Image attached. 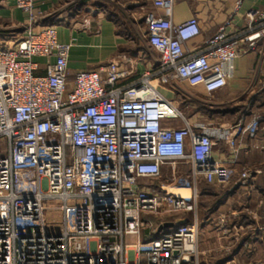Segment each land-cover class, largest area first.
<instances>
[{
  "label": "built area",
  "instance_id": "1",
  "mask_svg": "<svg viewBox=\"0 0 264 264\" xmlns=\"http://www.w3.org/2000/svg\"><path fill=\"white\" fill-rule=\"evenodd\" d=\"M36 1L16 0L27 23L0 46V264H203L207 253L198 247L196 218H167L196 211L199 181L229 183L228 167L210 158L213 147L234 130L254 138L264 115L232 127L190 121L152 81H176L206 94L221 90L238 56L256 51L264 58V10L239 17L236 0L194 52L187 43L200 34L195 17L173 24L147 16L144 42L158 56L156 69L119 86L130 74L128 60L68 78L71 42L58 41L54 26L39 24ZM174 1L152 4L170 12ZM35 58L53 60L39 74ZM177 165L185 167L183 175ZM258 174L242 167L236 184L246 187ZM45 201L58 206L47 208ZM55 212L51 224L58 228L47 229L46 214ZM227 218L220 215L215 230L227 234ZM233 246L229 241L224 251Z\"/></svg>",
  "mask_w": 264,
  "mask_h": 264
},
{
  "label": "crops",
  "instance_id": "2",
  "mask_svg": "<svg viewBox=\"0 0 264 264\" xmlns=\"http://www.w3.org/2000/svg\"><path fill=\"white\" fill-rule=\"evenodd\" d=\"M236 0H175L170 12L155 8L152 0H37L34 8L40 12V25L54 26L58 41L71 42L67 59L68 78L78 70H97L109 61L124 62L130 74L118 82L119 86L136 82L145 68H156L155 52L145 46V19L147 16L168 18L179 24L195 17L200 34L187 43L190 52L203 47L204 41L235 9ZM264 10V0H241L238 16L248 9ZM237 23L241 21L237 17ZM27 23V15L16 4V0H0V46L10 35H20ZM73 39V40H71ZM154 53V54H153ZM37 73L43 74L44 66L52 58H35ZM158 80L157 78H155ZM179 94L157 88L162 95L173 101L183 116L190 121H200L199 95L201 88L191 89L178 85ZM217 101L210 103L213 114L207 123L214 126L232 127L247 124L253 114L264 115V58L256 51L241 54L235 60L233 78L225 87L213 93ZM191 109L190 117L187 109ZM180 126V123H177ZM254 138L247 133L232 135L215 145L210 158L228 167L229 183L224 186L197 183V209L168 223L191 221L196 218L198 247L206 251L200 256L203 264H264V119ZM234 161V162H231ZM242 167L261 170L253 176L249 185L239 187L237 178ZM185 167L177 165L175 172L183 175ZM168 167H162L167 174ZM226 215L228 233L215 230L220 215ZM146 221H153L149 216ZM256 233L250 239L251 232ZM146 230H142L144 235ZM229 241L234 246L229 253L225 247ZM242 241L247 243L242 247Z\"/></svg>",
  "mask_w": 264,
  "mask_h": 264
},
{
  "label": "rangeland",
  "instance_id": "3",
  "mask_svg": "<svg viewBox=\"0 0 264 264\" xmlns=\"http://www.w3.org/2000/svg\"><path fill=\"white\" fill-rule=\"evenodd\" d=\"M152 71H154V70L152 69ZM175 83H176V81H175ZM152 84L156 88L159 87V88H161L163 90L170 91L172 88H174V90L176 92L178 91V89L174 87L173 82H170V83H167V84H162L158 80L155 79V80L152 81ZM177 84L180 85L181 87L183 85L181 83H177ZM199 99H200V103H199L200 104V107H199V110H198V108H196L194 111H196V110L197 111H200V115H199L200 116L199 118L201 119L200 121H202L204 123H207V121H208L207 119H208L209 115L213 114V112L209 111V109H210L209 108V104L217 101V97H216L215 94H206V93H202L201 94L200 93ZM204 106H207V107H204ZM177 108L179 109L180 106H177ZM191 109L192 108L187 109V111H188L187 112L188 113L187 116L189 114H191ZM188 117H190V115ZM45 205H46L47 208H49V207L56 208L58 206V202L57 201H45ZM71 212H72V210L69 211V213H68L69 216H70ZM57 215H58V212H55V214H49V213L46 214V220L45 221H46V226H47L46 228L47 229H55L56 230L58 228V225H53V223L51 224V222H54L57 219ZM180 215L186 216V214H182V213H179L178 214L177 213V214L172 215L171 217L169 216L168 218L169 219H174V218H176V217H178ZM149 218L154 219V217H149ZM157 219L153 220V222H157L158 223L159 219H158V221H157Z\"/></svg>",
  "mask_w": 264,
  "mask_h": 264
},
{
  "label": "trees",
  "instance_id": "4",
  "mask_svg": "<svg viewBox=\"0 0 264 264\" xmlns=\"http://www.w3.org/2000/svg\"><path fill=\"white\" fill-rule=\"evenodd\" d=\"M198 106L200 107V104H199ZM204 107H207V106H204ZM209 108H210V107H209ZM209 111L214 112V111H216V110L213 111V108L211 107V108L209 109Z\"/></svg>",
  "mask_w": 264,
  "mask_h": 264
}]
</instances>
